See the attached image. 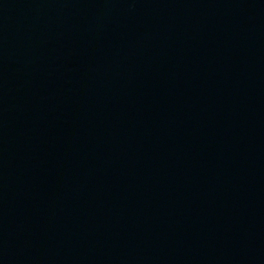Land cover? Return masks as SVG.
I'll return each instance as SVG.
<instances>
[{
	"label": "water",
	"instance_id": "obj_1",
	"mask_svg": "<svg viewBox=\"0 0 264 264\" xmlns=\"http://www.w3.org/2000/svg\"><path fill=\"white\" fill-rule=\"evenodd\" d=\"M0 264H264V0H0Z\"/></svg>",
	"mask_w": 264,
	"mask_h": 264
}]
</instances>
